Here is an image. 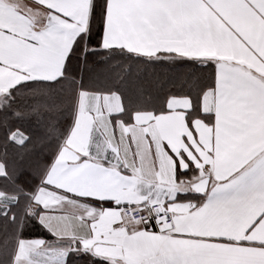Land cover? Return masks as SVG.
<instances>
[{"label": "snow or ice", "instance_id": "6c2138e0", "mask_svg": "<svg viewBox=\"0 0 264 264\" xmlns=\"http://www.w3.org/2000/svg\"><path fill=\"white\" fill-rule=\"evenodd\" d=\"M5 252L264 264V0H0Z\"/></svg>", "mask_w": 264, "mask_h": 264}, {"label": "trees", "instance_id": "16d2710c", "mask_svg": "<svg viewBox=\"0 0 264 264\" xmlns=\"http://www.w3.org/2000/svg\"><path fill=\"white\" fill-rule=\"evenodd\" d=\"M161 80H166L169 73L168 69H159L158 70ZM10 254L8 252L0 254V259L7 261L9 259Z\"/></svg>", "mask_w": 264, "mask_h": 264}, {"label": "crops", "instance_id": "0c3cea01", "mask_svg": "<svg viewBox=\"0 0 264 264\" xmlns=\"http://www.w3.org/2000/svg\"><path fill=\"white\" fill-rule=\"evenodd\" d=\"M9 259H10V256H9ZM9 259H8V260H9Z\"/></svg>", "mask_w": 264, "mask_h": 264}]
</instances>
